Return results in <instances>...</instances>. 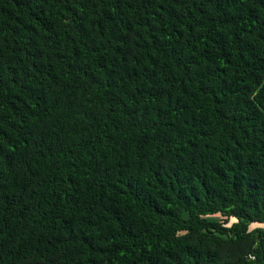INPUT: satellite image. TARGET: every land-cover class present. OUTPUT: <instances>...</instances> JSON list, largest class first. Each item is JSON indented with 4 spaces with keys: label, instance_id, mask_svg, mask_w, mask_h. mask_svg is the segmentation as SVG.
I'll return each instance as SVG.
<instances>
[{
    "label": "trees",
    "instance_id": "trees-1",
    "mask_svg": "<svg viewBox=\"0 0 264 264\" xmlns=\"http://www.w3.org/2000/svg\"><path fill=\"white\" fill-rule=\"evenodd\" d=\"M0 264H264V0H0Z\"/></svg>",
    "mask_w": 264,
    "mask_h": 264
},
{
    "label": "rangeland",
    "instance_id": "rangeland-1",
    "mask_svg": "<svg viewBox=\"0 0 264 264\" xmlns=\"http://www.w3.org/2000/svg\"><path fill=\"white\" fill-rule=\"evenodd\" d=\"M212 218H215V216H213Z\"/></svg>",
    "mask_w": 264,
    "mask_h": 264
}]
</instances>
